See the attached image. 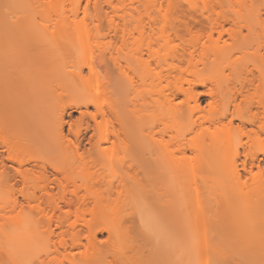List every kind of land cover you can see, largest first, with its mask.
<instances>
[{
    "label": "bare ground",
    "instance_id": "bare-ground-1",
    "mask_svg": "<svg viewBox=\"0 0 264 264\" xmlns=\"http://www.w3.org/2000/svg\"><path fill=\"white\" fill-rule=\"evenodd\" d=\"M133 1L143 10L127 0H86L85 5L83 0H0V202L19 183L41 185L44 193L38 198L44 196L53 210L62 208L61 201L82 207L90 198L97 204L112 197L134 202L154 180L180 189L186 164L175 153L187 148L197 151L204 172H215L223 162L229 175L238 181L244 176L238 166L241 153L230 147L231 138H219L210 129L230 128L237 119L241 133L257 137L259 144L264 140V99L250 93L264 85L262 0H239L236 8L210 13L184 3L195 0H171L172 9L165 12L162 0ZM192 32L203 38L186 40ZM252 38L260 47L248 70ZM202 95L210 99L208 108L201 106ZM239 95L245 97L243 107ZM175 123L206 126L195 138L178 133L166 140ZM174 139L177 149L169 154ZM260 150L264 153V144ZM243 156L247 173L260 167L254 148ZM76 179L82 180L84 192L68 194ZM261 183L252 192L259 197L249 198L248 207L261 214L252 238L264 245V178ZM53 188L62 197L56 198ZM95 188L104 191L91 194ZM167 190L161 200L168 199V209L176 193ZM24 197L29 203L34 199ZM108 215L102 208L86 222L88 228L108 229L103 222ZM26 221L24 214L11 220L22 234ZM57 221L62 225L66 219ZM175 226L183 229L181 221ZM110 232L119 235L122 227L116 223ZM201 249L206 260L210 254L216 264L224 260L213 240ZM250 264H264V249H257Z\"/></svg>",
    "mask_w": 264,
    "mask_h": 264
},
{
    "label": "rangeland",
    "instance_id": "rangeland-1",
    "mask_svg": "<svg viewBox=\"0 0 264 264\" xmlns=\"http://www.w3.org/2000/svg\"><path fill=\"white\" fill-rule=\"evenodd\" d=\"M132 1L127 0V3L143 10L140 2ZM162 1L163 12L172 9L171 0ZM232 1L233 3L227 1L223 4H217L213 0L184 3L193 11L210 13L222 8L238 7L239 0ZM85 4L86 0H83V5ZM260 4L258 7L264 8V0ZM226 26L231 27L229 23ZM243 31L246 33L247 29L243 28ZM225 37L229 41V31L225 33ZM186 38L202 39L203 35L192 32ZM249 44V54L245 59L248 70L253 69L254 63L251 60L260 47L255 38ZM254 72L258 74L255 69ZM225 74L233 80L236 79V75L229 69L225 70ZM175 75L179 77V73ZM186 77L184 75L180 79L185 81ZM250 93L255 99H264V85L256 92L252 89ZM181 100L182 97L178 98L179 102ZM209 100L207 95L200 97L202 108H208ZM245 102V97L239 95L237 103L243 107ZM204 125L175 123L174 126H169L165 139L168 140L170 135L178 133L188 139L195 138L204 129ZM240 125L241 122L236 119L230 128L219 126L215 130L212 126L210 129L219 138L230 137V147L240 151L238 166L244 175L240 181L229 175V169L223 162L215 172L202 171L197 164V151L187 148L175 153L186 164L184 175L182 174V187L178 186L180 189H177L175 184L165 186L161 180H154L148 188L139 192L134 202L114 200L112 197L97 204L90 198L92 201L82 207H70L61 201L62 208L53 210L44 196L38 198L44 193L41 185L25 187L19 183L8 194L3 189L8 197L6 202H0V264H216L211 254L208 260L202 256L201 248L212 240L225 254L224 260L219 264H250V258L257 249H264L261 242L258 243L252 238L253 232L259 228L261 214H253L248 207L249 198L259 197L255 196L256 192H252L264 178V153L260 150L264 140H259V144L257 137L241 133ZM249 127L247 125V129ZM260 136L264 139V134ZM249 147L257 150L261 159L260 167H254L252 173H247L242 164L243 152ZM176 149V139L169 141V154ZM48 170L52 171L50 165ZM143 176L140 173L138 177ZM206 179L210 180L209 183H206ZM95 189L90 191L91 194L104 191V188ZM165 189L172 191L173 195L176 193L175 198L172 195L173 200L170 199L172 201L169 202L168 209L167 198L163 202L161 200ZM72 190L84 192L81 179L69 184L68 194ZM52 191L56 198L63 194L58 193L60 190L57 188ZM30 194L34 195V199L29 203L24 196ZM15 197L19 200L18 203H14ZM102 208L109 212L103 220L108 229L100 231V226H97L90 230L86 222ZM20 214H24L28 221V228L25 227L23 234L17 232L11 222ZM207 214L208 219L205 218ZM59 216L66 219L62 225L58 224ZM178 220L183 223L181 231L174 229L176 221L177 224L180 222ZM116 223L122 227L119 235L110 232L112 225ZM211 230H216V235L212 236ZM179 244H182V249H175Z\"/></svg>",
    "mask_w": 264,
    "mask_h": 264
}]
</instances>
